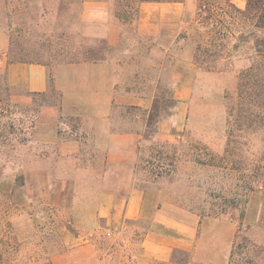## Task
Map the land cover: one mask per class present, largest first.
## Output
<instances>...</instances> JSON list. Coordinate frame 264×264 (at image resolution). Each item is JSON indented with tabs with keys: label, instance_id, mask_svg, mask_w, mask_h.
<instances>
[{
	"label": "rangeland",
	"instance_id": "obj_1",
	"mask_svg": "<svg viewBox=\"0 0 264 264\" xmlns=\"http://www.w3.org/2000/svg\"><path fill=\"white\" fill-rule=\"evenodd\" d=\"M97 1L122 24L115 49L93 36L79 0L70 10L0 0V58L46 65L52 87L28 96L0 74V264H54L82 247L81 258L59 264H264V125L246 120L237 95L240 74L264 61L256 51L264 31L226 0H188L160 34L142 36L139 0ZM103 49L128 66L119 90L147 100L115 108L116 129L143 133L132 167L108 166L92 137L78 156H64L35 133L41 109L60 103L54 69ZM162 120L173 124L169 142L156 139ZM79 125L62 117L60 138L79 137ZM136 187L145 191L139 219L101 216L122 205L106 191Z\"/></svg>",
	"mask_w": 264,
	"mask_h": 264
},
{
	"label": "crops",
	"instance_id": "obj_2",
	"mask_svg": "<svg viewBox=\"0 0 264 264\" xmlns=\"http://www.w3.org/2000/svg\"><path fill=\"white\" fill-rule=\"evenodd\" d=\"M186 2H142L138 7V32L142 36L160 34L168 22L176 18L180 6ZM233 2V0H232ZM84 6V20L94 27L93 36L107 42L108 48L115 49L123 38L122 24L113 16L108 5L97 0H87ZM242 9L246 8L241 7ZM241 9V10H242ZM128 69L126 63H120L111 56L99 63H71L59 66L53 71L54 86L61 92L58 106H44L35 127L37 136L44 142H56L64 156H78L84 144L82 139L92 137L93 141L105 151L108 166H135L142 154L144 144L140 129H116L114 115L116 106L144 108V97L135 96L133 91H120L126 76L122 73ZM4 73L10 85L22 89L28 96L45 94L52 88L50 70L44 64L11 63L6 57L0 58V74ZM62 117L78 118L80 136L60 138V119ZM172 122L159 121L156 139L159 142L171 140ZM106 198L121 200L122 205L114 203L100 210L102 217L110 221L137 220L142 215L145 191L134 188L128 194L106 191ZM86 247L68 251L53 258L54 264L81 258ZM162 252V246H154V255ZM96 263L95 255H91ZM192 264V263H191Z\"/></svg>",
	"mask_w": 264,
	"mask_h": 264
},
{
	"label": "trees",
	"instance_id": "obj_3",
	"mask_svg": "<svg viewBox=\"0 0 264 264\" xmlns=\"http://www.w3.org/2000/svg\"><path fill=\"white\" fill-rule=\"evenodd\" d=\"M21 1V0H20ZM28 1V0H23ZM53 5L58 2L60 7L69 9L75 4L77 0H49ZM84 4L85 0H79ZM142 2H183V0H139ZM228 8L234 10L243 18L248 19L254 23V27L258 32L264 31V0H247L245 10L238 9L232 0H226ZM243 38V35L240 37ZM257 56L264 57V40L257 39L256 42ZM104 49L97 53L85 51L80 55H73L68 59V64L71 63H99L105 60ZM237 95L239 105L242 112L245 114L246 120H251V123L264 125V61L254 65L248 70L243 71L239 76V84ZM249 123V124H251ZM251 124L250 126H252ZM159 158L161 151H158ZM172 166V164H170Z\"/></svg>",
	"mask_w": 264,
	"mask_h": 264
}]
</instances>
